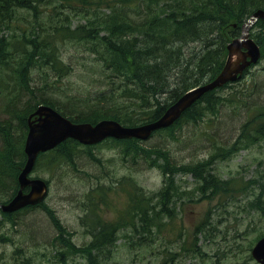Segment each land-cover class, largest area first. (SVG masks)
Masks as SVG:
<instances>
[{"label":"trees","instance_id":"trees-1","mask_svg":"<svg viewBox=\"0 0 264 264\" xmlns=\"http://www.w3.org/2000/svg\"><path fill=\"white\" fill-rule=\"evenodd\" d=\"M82 1L0 0V140L3 139L0 202L16 191V175L25 158L26 120L39 105L50 106L78 123L112 119L125 126H135L153 121L185 92L214 78L221 69L228 43L240 36L242 25L255 11L264 9V0H99L105 9L92 10L86 19L89 24V28L84 29L86 36L75 38V43L84 48L92 60L80 73L81 85L66 91L62 85H56L60 83L58 76L52 81L48 79L51 72L68 74L72 71L70 63L67 65L59 54H55L53 45L58 35L67 32L65 26L41 22L32 14L57 5L72 8ZM56 12L65 20L71 19L61 9ZM13 22L23 24L26 30L21 27L20 31L17 25V30L12 31L10 28L16 26ZM255 28L259 31L252 34ZM78 30L75 27L72 33ZM249 32L252 39L264 48V21H257ZM222 91L219 88L204 94L171 127L153 135L176 131L187 124L196 125L207 115L216 116L218 105L233 107L234 103L228 100L229 94L220 97ZM262 107V111L241 126L239 137L229 147H218L209 160L193 166H174L164 159L160 167L166 178L154 193V203L150 205L149 220L153 230L134 232L135 236L147 238L160 233L166 225L163 220L172 218L170 210L178 202L195 200L192 196L185 197L187 193L230 190L237 185L233 179L222 180L210 175L197 188H174L168 175L198 177L199 170L213 158L227 159L238 150L237 146L263 138L264 105ZM258 111L256 109L254 113ZM14 128H18L21 134L14 135ZM111 141L125 142L127 146L122 154L132 160L152 161L153 153L139 146L138 150L135 149L134 145L141 143L137 140ZM60 146L63 148L56 160L61 162H71L66 148L81 147L73 140H66ZM256 202L259 203L260 199ZM258 207L264 217V205ZM160 209L163 218L158 217ZM4 216L9 218L12 215ZM215 216L221 215L215 212ZM212 218V222L200 230L219 231L217 226L227 220L213 215ZM116 221L108 224L96 216L88 224L87 234H94L93 240L83 245L89 264H94L95 257L92 256L98 253L101 239L111 241L110 236L119 234L118 227L122 230L128 223L122 217ZM140 226H146L143 218ZM121 235L122 238L131 236H126L123 231ZM56 240L61 241L59 237ZM64 241L67 243L65 247L58 246L72 254L68 241ZM217 254L220 257L225 250L218 247Z\"/></svg>","mask_w":264,"mask_h":264},{"label":"rangeland","instance_id":"rangeland-1","mask_svg":"<svg viewBox=\"0 0 264 264\" xmlns=\"http://www.w3.org/2000/svg\"><path fill=\"white\" fill-rule=\"evenodd\" d=\"M82 2L79 6H71L72 8L57 5L53 9H41L42 11L32 14L41 22L65 26L67 32L58 35L53 45L55 54H59L67 65L70 63L72 71L68 74L51 72L48 79L52 81L58 76L60 83L56 85H62L66 91L75 90L81 85L80 73L87 69L86 66L92 60L85 54L84 48L75 43V38L86 36L84 29L89 28L86 19L90 17L92 10L105 9L99 0ZM58 9L67 12L71 19L65 20L64 16L55 13ZM13 23L16 26L10 28L12 31L17 30V25L20 31L21 27L26 30L23 24ZM75 27L79 30L72 33ZM254 30L252 34L259 31L257 28ZM254 39L257 41L256 36ZM260 49L262 58L255 66L238 82L222 87L220 97H227L229 94L228 100L234 103L233 107L218 105L215 109L218 111L216 116H204L196 125L187 124L176 131H164L162 135H153L149 140L134 145L135 149L139 146L153 153L152 161L142 158L132 160L130 156L122 154L127 146L125 142L117 144L110 139L91 147L66 148L71 162L56 160L63 146L42 156L31 176L48 181V195L41 205L14 216V223L0 214V264H89L83 246L76 249L73 261L71 253L60 246H66L64 240L70 246V241L76 235L82 237V233L89 232L88 224L96 216L101 222L108 224L115 223L122 217L128 223L122 230L118 227L117 232L121 234L123 231L126 236H131L124 239L112 237V242L101 239L102 245L98 253L92 256L95 257L94 264H164L163 257L179 264L180 258L173 253L169 254L165 247L168 248L178 238H194L196 234L191 231L201 224L208 213L212 212L215 216L216 212L227 219L220 226L226 228V233L233 227L245 226L244 218L259 216L258 206L264 205V137L245 146H237L238 150L227 159L213 158L199 170L198 177L169 174L168 179L172 181L174 188H197L210 175L222 180L233 179V183L237 185L230 190L183 194L185 197L192 196L195 200L178 202L175 207L178 215L170 219L164 231L161 228L162 233L147 238L135 236L134 233L153 230L149 220L150 205L154 203V193L166 178L160 167L164 159L174 166H193L209 160L218 147H229L239 137L241 126L262 111L264 48ZM256 109L259 111L254 113ZM251 125L252 123L249 126ZM251 129L252 127L249 132ZM12 133L21 134L18 128H14ZM2 143L3 139L0 140L1 149ZM247 198H250V202H247ZM254 198L256 201L259 198L260 202L257 203ZM250 206H257V209L251 211ZM161 211L160 209L159 218L164 216ZM142 218L145 220L144 228L140 226ZM256 231L253 227L243 232L244 238L235 243V253L239 254L237 260L230 262L218 258L217 264H259L249 251L255 242L256 236L253 233ZM180 232L187 233L173 234ZM57 237L61 241L58 242ZM93 238V234L84 235L87 242ZM188 253L200 255L196 247ZM189 262L204 264V260L199 261L195 255L186 261L187 264Z\"/></svg>","mask_w":264,"mask_h":264},{"label":"water","instance_id":"water-1","mask_svg":"<svg viewBox=\"0 0 264 264\" xmlns=\"http://www.w3.org/2000/svg\"><path fill=\"white\" fill-rule=\"evenodd\" d=\"M258 19L264 20V10L253 13L242 25L240 37L227 46L228 57L225 65L214 80L184 93L155 121L135 127H123L112 120H102L95 125L73 124L53 109L39 106L27 119L28 132L24 143L26 163L17 177L19 189L9 202L0 203V210L3 213H12L25 206L36 205L44 199L47 192L45 182L27 178L39 152L55 147L66 138L75 139L85 145L97 144L107 137L146 140L152 132L172 125L207 91L237 80L243 70L260 57L258 46L249 38V28ZM242 48L245 49L244 52ZM27 187L29 191L23 193L22 190ZM252 255L264 264V237L257 242Z\"/></svg>","mask_w":264,"mask_h":264},{"label":"flooded vegetation","instance_id":"flooded-vegetation-1","mask_svg":"<svg viewBox=\"0 0 264 264\" xmlns=\"http://www.w3.org/2000/svg\"><path fill=\"white\" fill-rule=\"evenodd\" d=\"M199 236H202L203 234H198ZM205 235H207V233L205 234ZM216 241L215 240H211V241H206L205 242V244H206V249H201L200 248V244H201V242H199L198 243V245H196V246H194V247H196L197 248V250H198V252H200V255H197L196 257H197V259L199 260V261H202V260H204V262H207L208 261V263L209 264H216V258L215 257H212V255L209 253V250L210 249H208L207 248V245H211V246H215L216 245ZM188 250H190V249H192L191 247L190 248H187ZM212 250V249H211ZM176 256H178L177 255V253H174ZM209 256H211V257H209ZM179 257V256H178ZM178 262H179V264H180V260L178 259ZM165 264H174L172 261H170V260H168V257H167V260L165 261Z\"/></svg>","mask_w":264,"mask_h":264},{"label":"bare ground","instance_id":"bare-ground-1","mask_svg":"<svg viewBox=\"0 0 264 264\" xmlns=\"http://www.w3.org/2000/svg\"><path fill=\"white\" fill-rule=\"evenodd\" d=\"M197 32V31H196ZM197 34V33H196ZM264 125V124H263Z\"/></svg>","mask_w":264,"mask_h":264}]
</instances>
